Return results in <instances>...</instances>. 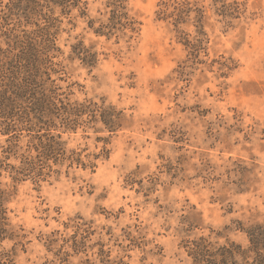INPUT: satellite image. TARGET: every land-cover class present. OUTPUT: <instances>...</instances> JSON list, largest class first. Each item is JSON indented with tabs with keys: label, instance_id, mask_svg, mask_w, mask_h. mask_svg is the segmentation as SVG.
I'll return each instance as SVG.
<instances>
[{
	"label": "rangeland",
	"instance_id": "374dc122",
	"mask_svg": "<svg viewBox=\"0 0 264 264\" xmlns=\"http://www.w3.org/2000/svg\"><path fill=\"white\" fill-rule=\"evenodd\" d=\"M43 90L86 107L51 130L81 162L17 180ZM0 189V264H194L201 237L247 246L264 222V0H0Z\"/></svg>",
	"mask_w": 264,
	"mask_h": 264
},
{
	"label": "trees",
	"instance_id": "16d2710c",
	"mask_svg": "<svg viewBox=\"0 0 264 264\" xmlns=\"http://www.w3.org/2000/svg\"><path fill=\"white\" fill-rule=\"evenodd\" d=\"M41 1L60 6L64 11H69V9L73 7H80L81 3V0ZM35 3L37 4L36 6L39 5L38 1ZM42 34V37L45 38L46 34ZM35 45L36 43L32 41V43H29V45H27L28 47L25 49L28 51L26 53L32 55V58L29 60L28 66L24 70L32 80H34L33 77H37V74L44 67V62L38 57L39 52ZM86 58L87 57H85L84 61L87 62L88 60ZM32 69L34 73L30 74ZM24 90H26V93L29 91L28 89ZM32 94V96L35 95V93ZM39 94L40 96L35 98L32 106L29 108L30 110L25 109L26 111L24 112V115L27 118L25 122L27 123L28 131L38 129V133L43 132L44 130L45 133L36 135V140H38V143L35 146L37 155H23L22 165L16 170L17 177L15 178L17 180L28 176L41 178L45 175V170H52V166L50 165L51 161L55 164H59L65 160H70V166H72L74 162H81V159H74L72 155L66 157L63 143L58 140L61 136L53 134L51 130L53 128H58V124L65 129H75L79 124V118L85 114L86 107L84 105H64L63 101L60 100L55 102V97L47 95L45 90L40 91ZM2 108L6 117L9 118L15 116L13 100L7 98L3 103ZM31 114H33V118L36 119V123H33L31 119H28ZM102 117L105 124L112 128L114 121L111 119V114L103 112ZM21 120L24 122V119L21 118ZM12 168L15 169L14 167ZM4 194V191L0 189V239L3 238L2 235L6 232L5 227L8 225L7 212L3 207L5 200ZM242 230L245 231L248 236L247 246H242L236 242L219 244L218 242L211 241L209 238L201 237L187 244L186 247L189 256L193 259L194 264H264V222L253 224L247 229Z\"/></svg>",
	"mask_w": 264,
	"mask_h": 264
}]
</instances>
